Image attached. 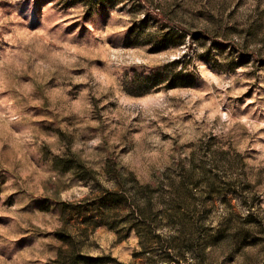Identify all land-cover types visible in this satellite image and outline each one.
<instances>
[{
	"label": "rangeland",
	"instance_id": "374dc122",
	"mask_svg": "<svg viewBox=\"0 0 264 264\" xmlns=\"http://www.w3.org/2000/svg\"><path fill=\"white\" fill-rule=\"evenodd\" d=\"M0 264H264V0H0Z\"/></svg>",
	"mask_w": 264,
	"mask_h": 264
},
{
	"label": "trees",
	"instance_id": "16d2710c",
	"mask_svg": "<svg viewBox=\"0 0 264 264\" xmlns=\"http://www.w3.org/2000/svg\"><path fill=\"white\" fill-rule=\"evenodd\" d=\"M147 190H148V192H154V191H156V190H157V186H156V184H155V183H154V184H150V185L148 186ZM148 196H149L148 193H146V194H145V197H146V198H149Z\"/></svg>",
	"mask_w": 264,
	"mask_h": 264
}]
</instances>
